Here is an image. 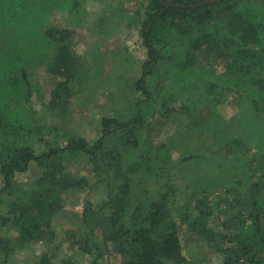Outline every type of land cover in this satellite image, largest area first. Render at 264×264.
<instances>
[{"label": "trees", "instance_id": "trees-1", "mask_svg": "<svg viewBox=\"0 0 264 264\" xmlns=\"http://www.w3.org/2000/svg\"><path fill=\"white\" fill-rule=\"evenodd\" d=\"M163 1L174 6L146 0L137 10L144 11L145 57L129 94L121 96L127 107L101 112L94 141L53 135L41 119L24 114L15 119L8 94H0V264L34 244L55 243L57 219L83 193V236L65 234L94 264L109 249L123 264H197L191 241L205 242L223 264H264V9L250 0L199 7V0ZM34 2L23 0L19 8L47 14L45 6L50 10L58 0ZM81 2L70 0V10L78 12ZM40 20L45 17L34 22ZM47 34L57 54L42 65L65 78L53 92L65 116L72 82L84 75L68 33ZM199 55L222 65V74L191 79L183 88L166 84L201 64ZM171 63L183 71L162 74L160 66ZM20 82L27 85L22 93L18 87L20 96L30 104L29 79L6 83ZM228 92L239 110L231 119L217 109ZM171 96L179 109L168 104ZM179 117L186 129L173 133L167 127ZM33 166L39 175L21 181ZM91 195H99L96 204ZM39 264L57 262L48 254Z\"/></svg>", "mask_w": 264, "mask_h": 264}, {"label": "rangeland", "instance_id": "rangeland-1", "mask_svg": "<svg viewBox=\"0 0 264 264\" xmlns=\"http://www.w3.org/2000/svg\"><path fill=\"white\" fill-rule=\"evenodd\" d=\"M22 1L0 0V94L3 92L8 94L10 108L16 110L15 119L24 114L23 117L26 120H29V117L41 119L45 130L53 135L76 134L91 142L94 141L99 137L98 121L101 112L114 113L115 110L119 111L127 107L121 96L131 90L132 82L139 75L141 63L145 57L139 37L144 11L138 14L137 10L146 0H82L78 12L70 10L72 4L70 0H58L55 5L51 4L53 6L50 10L45 6L47 14L50 13L49 17L40 10H34L32 6L19 8V3ZM204 1L211 0H199V3ZM250 1L264 9V0ZM40 17H45V20H40L39 23L34 22ZM49 30L68 33L67 39L72 42L75 55L80 57L78 64L80 76L84 75L83 79L72 82L73 94L70 102L64 106L65 116L62 114L59 102H53V92L58 83L65 78L51 74L47 70V65H42L44 62L53 61L57 54L56 42L47 34ZM63 39L66 40L65 37ZM170 55L172 57V54ZM178 57H180L179 54ZM197 57L198 63L206 65L205 69L201 67V64L193 65L190 71L177 78V83L176 79L172 78L175 85L170 81H166V84L183 88L191 79H203L206 75L222 74L223 68L218 62L205 55ZM174 63L179 64V62ZM214 65L215 68H213ZM160 69L162 74L167 73L172 76L183 71L178 65L173 66L172 63L161 65ZM14 78L17 81H20V78L29 79L32 85L30 104L25 103L23 96H20V92L25 91L26 84L20 82L21 85L17 86L15 83L13 88L7 87L6 82H13ZM162 84L159 88L166 87ZM167 102L170 107L179 109L180 101H177L176 96L169 97ZM28 109L35 111L36 115H29L30 110L26 115L25 111ZM217 109L226 119L236 116L239 110L234 93L228 92L225 101L218 105ZM185 123L186 121L179 117L173 127H167V129H171L173 133L181 129L183 131L186 129V127L183 128ZM239 134L244 135L243 130ZM163 135L165 132H162ZM36 147L38 152L44 148L43 145ZM38 175L39 171L33 166L30 173L19 178L21 181H28L35 179ZM2 185L3 180L0 174V188ZM86 195L88 194H78L76 198L69 200L66 212L57 219L55 224L58 235L55 243L51 245L38 243L16 252L11 264H39L40 258L48 254L57 264H94L93 257L86 254L80 248V244L73 247L65 234L68 230H72L75 231L74 235L83 236L79 226ZM98 197L99 195L97 197L91 195L92 203L96 204ZM188 251L197 264H223V257L213 253L205 242H188ZM98 263L123 264V260L121 255L109 249L102 261Z\"/></svg>", "mask_w": 264, "mask_h": 264}, {"label": "water", "instance_id": "water-1", "mask_svg": "<svg viewBox=\"0 0 264 264\" xmlns=\"http://www.w3.org/2000/svg\"><path fill=\"white\" fill-rule=\"evenodd\" d=\"M162 4L167 5V6H174L171 3H166L163 0H159ZM224 0H211V1H204V2H200L198 4H196L194 7H199V6H203V5H211V4H217L220 3Z\"/></svg>", "mask_w": 264, "mask_h": 264}]
</instances>
